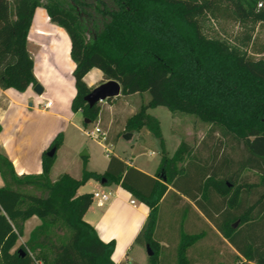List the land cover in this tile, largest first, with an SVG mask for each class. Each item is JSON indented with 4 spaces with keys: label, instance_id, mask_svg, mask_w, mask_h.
Returning <instances> with one entry per match:
<instances>
[{
    "label": "trees",
    "instance_id": "obj_1",
    "mask_svg": "<svg viewBox=\"0 0 264 264\" xmlns=\"http://www.w3.org/2000/svg\"><path fill=\"white\" fill-rule=\"evenodd\" d=\"M37 8H44L70 38L76 90L71 111L90 123L97 120L100 105L89 108L84 101L93 90L84 81L92 69L100 70L105 82L117 81L123 96L148 93L150 101L128 120L127 129H146L159 142L162 158L154 177L112 155L103 174L84 170L80 180L64 174L54 182L56 155L49 158L46 153L60 148L62 133L43 153L40 175H17L0 154L6 182L0 187V264H114L115 242L103 243L84 221L93 196H79L78 190L90 180L119 185L149 208L137 242L153 252L150 264H160L161 252L168 249L160 244L157 224L159 207L170 192L186 202L185 212L195 208L247 256L236 243L233 226L264 225V57L257 59L224 39L207 36L203 23L222 17L242 26L264 24V0H0L2 90L24 93L38 84L27 48ZM244 41L247 47L251 36ZM256 54L264 55V48ZM157 107L210 124L202 148L190 153L180 146L169 156L161 123L148 113ZM32 217L40 225L18 246ZM201 237L180 235L176 264H190L188 250ZM248 261L264 264V251L255 249Z\"/></svg>",
    "mask_w": 264,
    "mask_h": 264
},
{
    "label": "rangeland",
    "instance_id": "obj_2",
    "mask_svg": "<svg viewBox=\"0 0 264 264\" xmlns=\"http://www.w3.org/2000/svg\"><path fill=\"white\" fill-rule=\"evenodd\" d=\"M40 12L44 11L40 8ZM37 19L34 26L37 27L39 22ZM204 32L209 37L221 38L234 46H239L243 50H247L249 55L260 59L264 55H258L256 52L264 48V24H258L255 27L252 25L242 26L239 23L225 18H209L203 23ZM246 36H251L250 44L245 47ZM50 53H64L60 47H51ZM87 84L86 80H84ZM105 83L104 80L100 84ZM96 84V83H94ZM99 84V85H100ZM97 85V86H99ZM88 86V85H87ZM97 86L93 87L96 88ZM150 101V95L134 94L123 96L114 99L112 102L100 103V113L94 123L86 124L85 118L81 113L72 122L65 125V140L56 153V158L51 170V179L56 181L60 176L67 174L74 179H82L84 170L89 172L103 173L105 164L109 160V156L136 157L140 162L148 165H156L161 158L162 153L157 141L149 134L146 129L131 132L134 136L130 140H125L124 136L129 132L127 129L128 120L136 114L142 107ZM43 107H40V109ZM148 113L157 118L161 123V130L167 144V150L170 155L181 146L183 150L190 153H195L197 149L202 148L204 140L208 139L211 134V125L203 123L195 116L182 113H171L165 107H157L148 110ZM44 121L40 118L30 119L25 122H20L22 128L21 133L15 138L10 145L13 151L15 148H20V158L22 161H34L36 150L42 137L44 136L43 127ZM99 128L102 134H105L106 140L103 141L100 136L99 140H94L88 136V132ZM140 132V133H139ZM213 138L218 139L217 133L213 134ZM214 140V141H215ZM213 142V141H212ZM228 143V141H227ZM180 147V148H181ZM232 145H230V148ZM109 150V153L106 152ZM234 155H239V149L231 148ZM24 152V154H23ZM84 153L87 156H82ZM153 153V154H152ZM0 154L1 150H0ZM16 151L14 155H16ZM204 154V153H203ZM251 180L255 181V177L251 176ZM6 185L5 180L0 174V187ZM93 185H98L97 190L108 192L110 189L106 185L96 183L92 180L88 181L81 187L80 193H90L96 188ZM17 188L26 192H38L31 187L18 186ZM177 199L172 192L166 196L164 202L159 207V219L157 224V232L160 239H164L168 232V249L161 252L160 264H176V248L178 232L185 224L188 226L197 227L200 230H207L209 224L200 216L197 210L191 207L185 212V204ZM91 207L96 209L93 202ZM32 217L25 224L28 229L33 228L39 219ZM35 221V222H34ZM208 240H202L188 250V258L190 264H216L227 263L226 244L220 237L215 239V236H207ZM17 245H22L23 239H19ZM147 253V249H146ZM148 254V253H147Z\"/></svg>",
    "mask_w": 264,
    "mask_h": 264
},
{
    "label": "crops",
    "instance_id": "obj_3",
    "mask_svg": "<svg viewBox=\"0 0 264 264\" xmlns=\"http://www.w3.org/2000/svg\"><path fill=\"white\" fill-rule=\"evenodd\" d=\"M40 11V8H37L35 11L28 34L27 48L34 61V75L38 84L43 88L42 95L39 96L34 92V86L28 88L24 93L17 92L13 89H0L1 155H4L11 161L15 172L19 176L40 175L42 173L43 153L49 149L52 141L59 133L63 134L64 142L65 125L69 124V126H71L74 119L78 116V113H80H73L71 111V100L75 97L76 90L73 85L72 75L75 64L70 57V38L62 28L50 21L45 9L39 13ZM37 19L39 20V24L35 27L34 23ZM36 24L37 23H35V25ZM51 47H60L63 49L64 53H50L49 50ZM84 80H86V82L88 80V87L93 88L101 83L103 74L98 69H92ZM45 100L52 101L53 105L50 109H40V107H37L38 101L45 102ZM35 118H40L44 121V136L37 147L34 161H22L19 156L22 152L21 149L15 148V150L12 151L10 145L21 133L20 129L22 126L20 122ZM157 143L159 145L158 141ZM15 151L17 153L16 155H14ZM166 151L169 156L174 155L169 154L167 144ZM116 157L125 162L128 167H133L151 177L155 176L161 162L160 160L156 165H148L147 163L140 162L133 156L132 158L122 156ZM108 163L109 160H107L105 164L103 173L106 171ZM92 181L100 183L95 180ZM101 185L104 184L101 183ZM93 187L96 188V190L90 193H80V188L78 190V195L93 194L94 192L100 191L97 190L98 185H93ZM108 187L110 189L108 192H101L111 193L112 197L110 201L103 208H98L96 206V209H93L90 207L84 216V221L96 229L103 243L115 242V249L112 255L114 264H150L149 256L146 253V246L137 242V238L148 219L150 212L149 208L121 186L111 185ZM131 201H135V205H132ZM256 223L257 222L253 224L237 223L233 226L234 235L236 234V243L246 252L247 256H242L235 246L221 236L227 249L228 261L226 264H256V262L248 261L254 256L255 249L264 251V225H257ZM39 225L40 221L31 229H28L25 225L23 235L20 238L24 240L22 241L23 244L29 239L31 232ZM239 232L241 235H238ZM183 233L190 235L202 233V237L197 243L202 240H208V238H206L208 235H214L215 239L220 237L219 232L210 224L207 230H200L192 226L184 227V229L179 230L178 239ZM164 234H166V237L161 239L160 244L167 248L166 244H168L169 238L168 232H164Z\"/></svg>",
    "mask_w": 264,
    "mask_h": 264
},
{
    "label": "water",
    "instance_id": "obj_4",
    "mask_svg": "<svg viewBox=\"0 0 264 264\" xmlns=\"http://www.w3.org/2000/svg\"><path fill=\"white\" fill-rule=\"evenodd\" d=\"M121 85L114 80L107 81L105 83L100 84L96 88H94L88 95L85 96L84 101L89 106V108H93L95 105H98L102 102H106L111 99H115L121 95ZM34 92L41 96L43 93V88L40 84L34 86ZM86 124H90V121L85 119ZM132 134L128 133L124 136L125 140L132 139ZM57 148L53 147L50 151L46 153L47 157L53 158L56 155ZM82 156H87L84 153ZM148 256L151 257L153 252L151 251L150 247L146 246Z\"/></svg>",
    "mask_w": 264,
    "mask_h": 264
},
{
    "label": "built area",
    "instance_id": "obj_5",
    "mask_svg": "<svg viewBox=\"0 0 264 264\" xmlns=\"http://www.w3.org/2000/svg\"><path fill=\"white\" fill-rule=\"evenodd\" d=\"M52 105L53 103L50 100H45V102H41V101L37 102V107L43 106L44 109H50ZM87 134L94 140H99L100 136L102 137L103 141L106 140L105 134H102L99 128H95L94 131L88 132ZM106 152L109 153V150L106 149ZM92 196H93V202L96 204V206L98 208H103L110 201L112 194L104 193V192H94ZM131 204L135 205V201H131Z\"/></svg>",
    "mask_w": 264,
    "mask_h": 264
}]
</instances>
